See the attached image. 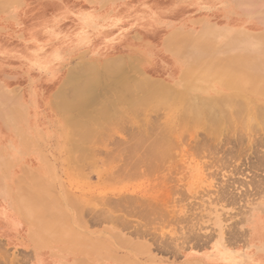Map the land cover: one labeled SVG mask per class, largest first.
Instances as JSON below:
<instances>
[{"label":"rangeland","instance_id":"rangeland-1","mask_svg":"<svg viewBox=\"0 0 264 264\" xmlns=\"http://www.w3.org/2000/svg\"><path fill=\"white\" fill-rule=\"evenodd\" d=\"M92 74L99 86L81 93ZM185 74L204 84L186 92L197 103L237 94L250 115L240 138L232 127L214 138L179 130L167 136L170 156L145 166L139 155L180 105L141 103L146 81L176 88ZM69 75L83 81L65 84ZM123 83L136 107L122 90L115 98ZM260 141L264 0H0V264H264ZM29 193L43 201L36 213Z\"/></svg>","mask_w":264,"mask_h":264},{"label":"bare ground","instance_id":"bare-ground-1","mask_svg":"<svg viewBox=\"0 0 264 264\" xmlns=\"http://www.w3.org/2000/svg\"><path fill=\"white\" fill-rule=\"evenodd\" d=\"M249 38V37H248ZM115 64V63H114ZM118 64V63H117ZM262 66V65H261ZM121 69H123V68H121ZM121 69H119V70H121ZM187 70H188V68H187ZM90 71H92V70H90V68H89V72ZM104 71H105V69H104ZM70 72V71H69ZM101 72H102V70H101ZM108 72V71H107ZM123 72V71H122ZM122 72H120V73H122ZM126 72V71H125ZM98 73V72H97ZM105 73V72H104ZM109 73V72H108ZM112 73V72H111ZM110 73V74H111ZM116 73V72H115ZM115 73H114V75H115ZM120 73H118V74H120ZM102 74V73H101ZM105 74H107V73H105ZM105 74H104V83H105V77L107 76L108 77V79H106V80H109L110 78H109V76L110 75H106L105 76ZM103 75V74H102ZM117 75V74H116ZM81 76V75H80ZM85 76V75H84ZM83 76V77H84ZM87 76H88V74H87ZM87 76H86V79H87ZM117 76H119V75H117ZM78 78H71V75H69V77H68V79L66 80V82H65V84L68 82L69 83V81L71 80V79H74V81H72V82H76V81H78V80H76V79H80L79 78V76H77ZM98 77H100L99 76V74L97 75V74H92V76H90L89 78H88V81L86 82L87 83V86H86V83H82V84H79V82L80 81H78L77 83L79 84V85H81V87L80 86H78V87H80V91H81V93L85 90H87V91H91L92 90V92H93V85H94V83H97L98 81L97 80H99L98 79ZM106 77V78H107ZM187 77V75L185 74L184 76H183V78L181 79V81H180V83H178V86L176 87V88H174V87H166V86H164V85H162V86H160V84L158 85L157 83H155V82H152V81H146V84H145V96H143V98H142V100H140L141 101V103H145V102H147L148 103V101H150V100H154L155 99V97L157 98V99H161V101H162V104H163V102H164V100H165V96L164 95H166V100H168V98H169V100H170V102H169V106H171L170 104H175V106L176 105H179V106H177L176 108L177 109H174L175 110V112H176V119H175V121H174V123L172 124L173 126L171 127L170 126V128H167V127H169V126H166V127H162V129H161V127H160V130L159 129H155V130H159V132L158 133H156L155 135H152V137L153 136H155L153 139H152V141H151V143H149V147L147 148V150H146V152H145V150L143 151V152H145V153H141L142 155L140 156L139 155V157L138 158H140L141 159V161H144L143 163H146L145 164V166L147 165V163L149 162H151V161H156L157 163H160L163 159H165V157L168 155L167 154V149H168V146H169V140H168V138H167V136H169V135H173V133H175V132H178L179 130V132H181L180 134L182 135V132H183V134L187 131V130H189V132H190V130L191 131H195L196 129L197 130H199V129H202V130H204L205 132H207L206 134H205V136L206 135H208V136H213V138L216 136V135H218L219 133H220V135H221V132L223 131V130H225V128H227V127H229V129H230V127H232V128H236L237 127V125H238V123H239V125H243L242 124V121H244V120H246L245 118H246V115H247V118H248V114L250 113V109H251V107H249L248 105H241L240 104V101H238L237 99H235V97H236V95L237 94H232V95H230V97L226 100V104H224L222 101H219V102H216V103H218V104H215V105H205V104H201V103H197L196 101L197 100H194V99H192V97H189L188 96V94L186 93L188 90H191V89H198V90H200V89H202V88H204V84H202V83H196V81H192L191 79L189 80V79H187L186 78ZM113 78V77H112ZM117 77H115V79H116ZM119 78V77H118ZM117 78V82H118V80L119 79H121V77L118 79ZM123 78V77H122ZM129 78V77H128ZM133 78V77H132ZM244 78V77H243ZM82 79V78H81ZM85 79V80H86ZM94 79H95V81H94ZM115 79H113V80H115ZM125 78H123V80H124ZM76 80V81H75ZM112 80V81H113ZM122 80V79H121ZM244 80V79H243ZM243 80L241 81V84H242V82H243ZM82 81H83V79H82ZM101 80H99V82H100ZM110 81V80H109ZM120 81V80H119ZM131 81H132V79H131ZM244 81H246V83H244V84H242V85H245V89H246V86L248 85V83H249V85H250V87H252V82L249 80V82H248V79H246L245 78V80ZM71 82V83H72ZM102 82V83H103ZM115 82V81H114ZM125 82V81H124ZM137 82V81H136ZM251 82V83H250ZM110 83V82H109ZM120 83H122V82H120ZM64 84V85H65ZM98 84V83H97ZM112 84H118V83H112L111 82V85ZM92 85V86H91ZM103 85V84H102ZM110 85V86H111ZM131 86V84H127V86ZM139 85H141V84H139ZM255 84H253V86H254ZM73 86H75L74 84H73ZM95 86V85H94ZM99 86V84L97 85V87ZM119 86H120V84H119ZM124 86H126V85H124V83L123 84H121V88L122 89H120V87H119V90H117L116 92H118V91H120V90H122L121 92H123V93H121V92H118L117 94V97H116V95H115V98H117V99H119L118 98V96H119V93H121L122 94V99L126 96V94H124L125 92H127L126 90H129V88L127 89V88H124ZM64 87V86H63ZM77 87V88H78ZM89 87V89H90V87H92V89H90V90H88V89H86V88H88ZM105 87H107V86H105ZM108 87H109V85H108ZM116 87V86H115ZM118 87V86H117ZM132 87V86H131ZM137 87V86H136ZM254 87H256V86H254ZM253 87V88H254ZM258 87V86H257ZM74 88V87H73ZM75 88H76V86H75ZM75 88H74V91H75ZM95 88L96 87H94V90H95ZM104 88V87H103ZM123 88H124V91H123ZM140 88V87H139ZM159 88V89H158ZM244 88V87H243ZM248 88V87H247ZM252 88V89H253ZM97 89V88H96ZM106 89V88H105ZM116 89V88H115ZM118 89V88H117ZM126 89V90H125ZM255 90L257 89V88H254ZM77 90V89H76ZM251 90V89H250ZM258 90V89H257ZM62 91V89L58 92V93H60ZM80 91H79V94L77 93V95L79 96L81 93H80ZM87 91L85 92V93H87ZM109 91V90H108ZM131 91H133V90H131ZM247 91V90H246ZM75 92H78V91H75ZM129 92L130 91H128V98H129ZM251 92V91H250ZM84 93V92H83ZM114 93H115V91H114ZM131 93V92H130ZM133 93V92H132ZM90 94V93H89ZM89 94H88V96L87 97H89ZM99 94V93H98ZM116 94V93H115ZM124 94V95H123ZM93 95V94H92ZM134 94H132V95H130V96H132V97H130V98H133V97H135V96H137V95H135V96H133ZM62 96H63V93H62ZM61 96V97H62ZM77 96V98H80L81 100H83L84 99V97H86V95L84 96V94L82 95H80V97H78ZM120 97V96H119ZM121 97H120V99H121ZM163 97H164V99H163ZM90 98V97H89ZM88 98V99H89ZM93 98V97H92ZM95 98V97H94ZM93 98V99H94ZM100 98V97H99ZM128 98L126 97V98H124V100L126 99L127 101H130V100H128ZM226 98H227V96H226ZM66 99V98H65ZM80 99L78 100V101H80ZM87 99V100H88ZM91 99V98H90ZM93 99H92V101H93ZM96 100H97V98H95ZM107 99V98H106ZM117 99L115 100V101H117ZM119 99V100H120ZM163 99V100H162ZM222 99V98H221ZM224 99V98H223ZM114 100V99H113ZM165 100V101H166ZM168 100V101H169ZM216 100V99H215ZM217 100H219V99H217ZM237 100V101H236ZM73 101V100H72ZM75 101H76V99H75ZM85 101V100H84ZM133 101V104L134 103H136V101H134V100H132ZM199 101V100H198ZM204 101V100H203ZM83 102V101H82ZM86 102V101H85ZM88 102V101H87ZM91 102V101H90ZM94 102V101H93ZM98 102V101H97ZM112 102V101H111ZM114 102V101H113ZM122 102V101H121ZM120 102V103H121ZM155 102V101H154ZM167 102V101H166ZM165 102V103H166ZM196 102V103H195ZM237 102H239V104L237 103ZM65 103V102H64ZM63 103V101L61 102H59V103H56L57 104V107H63L64 105H62V104H64ZM126 103H128V102H126ZM130 103H131V105H130ZM130 103H129V105L130 106H132V102L130 101ZM140 103V102H139ZM183 103H185V105L183 104ZM208 103H210V102H208ZM66 104H69V103H65V105ZM73 104V103H72ZM90 104V103H89ZM98 104H100V103H98ZM97 104V105H98ZM108 104H110V103H107V105ZM168 104V103H167ZM80 105V104H79ZM92 106H90V108H92L93 107V104H91ZM96 105V106H97ZM115 105V104H114ZM114 105H112V106H114ZM120 105V104H119ZM122 105H123V103H122ZM124 105H126V104H124ZM135 105V107L138 105V103H136V104H134ZM133 105V106H134ZM142 105H144V104H142ZM146 105H148V104H146ZM146 105H144V106H146ZM96 106H94V107H96ZM103 106H106L105 104H103ZM103 106H101L100 105V107H102L103 108ZM121 106V105H120ZM133 106H132V108H133ZM155 106V105H154ZM159 106V105H158ZM167 105H165V107H166ZM174 105L173 106H171L172 108H174L175 107ZM248 106V107H247ZM89 107V106H88ZM108 107V106H107ZM115 107V106H114ZM114 107H112L113 108V111H115V109H114ZM124 107V106H123ZM127 107V106H126ZM140 107V106H139ZM149 107V106H148ZM163 107V106H162ZM161 107V108H162ZM168 107V106H167ZM102 108H99V110L100 109H102ZM105 109H106V107H104ZM110 108V107H109ZM131 108V107H130ZM132 108H131V110H130V114H129V116H133V115H135V116H137V115H139V112H135V113H133L132 112V115H131V111H132ZM142 108H144L143 106H142ZM146 108V107H145ZM158 108V107H157ZM160 108V107H159ZM169 109H170V107H168ZM95 108H93V110H94ZM97 109V108H96ZM105 109H102V110H104L105 111ZM117 109V108H116ZM135 109V108H134ZM133 109V110H134ZM154 109V108H153ZM155 109H156V107H155ZM256 109V108H255ZM96 111V110H94V111H96V113L98 112H100V111ZM102 110H101V112H102ZM111 110V109H110ZM110 110H108L107 111V109H106V114H107V117H106V115H102L101 113H100V115L99 116H102L103 118H107V122H109V121H111L112 120V123L114 122V123H116V121L114 120L115 119V117L114 118H112L113 116H112V113H111V115H109L110 113ZM118 110H119V108H118ZM140 110H142L141 108H140ZM140 110H138V111H140ZM144 110V109H143ZM159 110V109H158ZM171 110V109H170ZM145 111V110H144ZM93 112V111H92ZM116 112V111H115ZM114 112V113H115ZM126 112V111H125ZM260 112V111H259ZM88 113V112H87ZM95 113V112H94ZM127 113V112H126ZM170 113H172L173 114V112H170ZM169 113V114H170ZM255 113V112H254ZM86 114V113H85ZM122 114V113H121ZM137 114V115H136ZM140 114H142V113H140ZM260 114H261V112H260ZM80 115V114H79ZM82 115V114H81ZM124 115H126L125 113L123 114V116ZM128 115V114H127ZM174 115V114H173ZM250 115V114H249ZM87 116V115H86ZM90 116H92V114L90 115ZM89 116V117H90ZM105 116V117H104ZM112 116V117H111ZM114 116H115V114H114ZM121 116V115H120ZM119 116V117H120ZM256 116H257V114H256ZM80 117V116H79ZM88 117V118H89ZM101 117V118H102ZM76 118V117H75ZM78 118V117H77ZM87 118V117H86ZM112 118V119H111ZM124 119V118H123ZM127 119V118H126ZM134 119V118H133ZM259 119V118H258ZM77 120V125H78V127L80 128V126H81V124L83 123H81V121H79L78 119H76ZM92 120L95 122V118H94V116L93 117H91V122H92ZM96 120H98V123L100 122L101 123V121H99V119H98V117H97V119ZM102 120V119H101ZM106 119H104V120H102V121H105ZM114 120V121H113ZM121 120H122V118H121ZM134 121V120H133ZM263 121V120H262ZM74 122L75 121H73L72 122V125H74L75 126V128L77 127V125L76 124H74ZM78 122H80V123H78ZM90 122V121H89ZM106 122V123H107ZM125 122V121H124ZM123 122V123H124ZM172 122V121H171ZM240 122H241V124H240ZM245 122V121H244ZM97 122H95V124H96ZM97 123V124H98ZM118 123V122H117ZM116 123V124H117ZM108 124V123H107ZM246 124V123H245ZM248 124V123H247ZM254 124H255V122H254ZM258 124V123H257ZM71 125V124H70ZM98 125H102V124H98ZM118 125V124H117ZM171 125V124H170ZM250 125H251V123H250ZM105 127L106 126V124H104V125H102V127ZM246 126H248V125H246ZM82 127H84V129H86L87 127H88V130H90L89 128H90V125L89 126H87V124H86V128H85V126L82 124ZM81 127V128H82ZM249 127V126H248ZM74 128V127H73ZM80 128V129H81ZM101 127L99 126V129L98 130H101V129H103V128H101ZM116 128V127H115ZM141 128V127H140ZM146 128V127H145ZM231 128V129H232ZM80 129H79V131H80ZM84 129L82 130V132L83 133H85V131H84ZM97 129V128H96ZM96 129H94V131L96 130ZM117 129V128H116ZM230 129V132L232 131L233 132V129L231 130ZM237 129V128H236ZM240 127H238V129L236 130V132L238 133L240 130H242V129H240ZM244 129V128H243ZM78 130V129H77ZM87 129H86V135H91V137H92V134H93V132H92V134H91V132L90 131H88ZM93 130V129H92ZM155 130H152V131H155ZM182 130V131H181ZM201 130V131H202ZM227 130V129H226ZM225 130V131H226ZM239 130V131H238ZM138 131V130H137ZM147 131V130H146ZM81 132V131H80ZM80 132H78V133H80ZM82 132H81V134H82ZM99 132V131H98ZM103 132V131H102ZM157 132V131H156ZM228 132H229V130H228ZM231 132V133H232ZM77 133V134H78ZM97 135H98V133L97 132H95ZM93 134V135H96V134ZM144 133V132H143ZM148 133V132H147ZM155 133V132H154ZM194 133V132H193ZM225 133V132H224ZM224 133H222V134H224ZM234 133H235V130H234ZM236 133V134H237ZM80 134V135H81ZM100 134L102 135V133L100 132ZM100 134H99V136H100ZM146 134V133H145ZM178 134V136L180 137L181 135H179V133H177ZM204 134V133H203ZM235 134V135H236ZM239 134L240 133H238L237 135V137L238 138H240V136H239ZM80 135H78L79 136V139H77L78 140V142L80 141V138L82 137V140H85L84 139V137L85 136H83V135H81V137H80ZM89 135V136H90ZM138 135H140V134H138ZM171 135V136H172ZM175 135V137H176V133L174 134ZM229 135V134H228ZM232 135H233V133H232ZM232 135H230V137L232 138ZM71 136V135H70ZM99 136H97V137H99ZM134 136H135V132H134ZM142 136V135H141ZM141 136H138L137 138L136 137H134L136 140L135 141H132V142H136L137 141V139L139 138H141ZM148 136H149V134H148ZM151 136V135H150ZM184 135H182V137H183ZM207 136V137H208ZM211 136H210V138H211ZM74 137V136H73ZM93 137H95L96 138V136H93ZM129 137V136H128ZM130 137H132L133 138V135L132 136H130ZM146 137H147V135H146ZM179 137H178V139H179ZM223 137V136H222ZM228 137V136H227ZM235 137V136H234ZM236 137V138H237ZM78 138V137H77ZM167 138V139H166ZM229 138V137H228ZM228 138H226V140L228 139ZM73 140H74V138H72ZM98 139V138H97ZM102 139V138H101ZM142 139H144V140H146L145 138H143V136H142V138H141V140H140V142L142 143L143 142V140ZM149 139H151V137L149 138ZM217 139V138H216ZM218 139H219V137H218ZM221 139V138H220ZM219 139V140H220ZM242 140L241 141H243V140H245V139H243V138H241ZM73 140H70V141H73ZM82 140L80 141V142H82ZM93 140V139H92ZM91 140V141H92ZM132 140H134V139H132ZM148 140V139H147ZM210 140V139H209ZM208 140V141H209ZM236 140V139H235ZM263 140V139H262ZM261 140V141H262ZM76 141V140H75ZM87 141H88V139H87ZM90 141V140H89ZM149 141V140H148ZM171 141V140H170ZM207 141V142H208ZM211 141V140H210ZM209 141V142H210ZM251 141V140H250ZM261 141H260V144H262V143H264V142H262L261 143ZM77 142V141H76ZM77 142V143H78ZM139 142V141H138ZM138 142H136V143H138ZM139 142V143H140ZM175 142V141H174ZM207 142H205V143H207ZM221 142V140L219 141V143ZM227 142H230V140L228 139L227 140ZM237 142V141H236ZM249 142V141H248ZM91 143V142H90ZM139 143H138V147H139ZM141 143H140V146H141ZM144 143H147L146 141H144L142 144H144ZM171 143V142H170ZM215 143L216 144H219L218 143V141L216 142L215 141ZM251 143V142H250ZM128 144V143H127ZM249 144V143H248ZM251 144H253V142L251 143ZM251 144H249V146L251 147ZM214 145V144H213ZM254 145V144H253ZM252 145V146H253ZM74 147L73 148H75V144L73 145ZM175 146V145H174ZM200 146V145H199ZM262 146V145H261ZM263 146H264V144H263ZM77 147H79L78 145H77ZM76 147V148H77ZM144 147V149L146 148L145 146H143ZM170 147V146H169ZM217 147V146H216ZM241 147V146H240ZM250 147H248V148H250ZM256 147V146H255ZM72 148V147H71ZM173 148V147H172ZM256 148H258V147H256ZM134 150L133 151H135V150H140V148L138 149H135V146H134V148H133ZM247 149V148H246ZM74 149H72V151H73ZM76 150V149H75ZM78 150H80V153H82L81 152V149L79 148ZM141 150H142V148H141ZM140 150V151H141ZM216 151V150H215ZM239 151V150H238ZM79 152V151H78ZM259 152V151H258ZM72 153V152H71ZM75 153V152H74ZM121 153V152H120ZM126 153V152H125ZM135 153V152H134ZM238 153V152H237ZM243 153V152H242ZM132 154H133V152H132ZM136 154V153H135ZM135 154H133V156L135 155ZM234 155V154H233ZM81 156V155H80ZM114 156V155H113ZM136 156V155H135ZM138 156V155H137ZM168 156H170V155H168ZM217 157V156H216ZM137 158V157H136ZM167 158V157H166ZM225 158V157H224ZM264 158V157H263ZM262 159V158H261ZM126 160V159H125ZM128 160V159H127ZM132 160V159H131ZM138 160V159H137ZM262 160H264V159H262ZM114 161V160H113ZM129 161V160H128ZM127 161V162H128ZM132 161H134L135 163H139V162H137V161H135V159H133ZM141 161H140V163H141ZM257 162V161H256ZM260 162V161H259ZM132 163V162H131ZM130 163V164H131ZM139 163V164H140ZM152 163V162H151ZM151 163H150V166H152L151 165ZM261 163V162H260ZM262 163H264V161L262 162ZM121 164V163H120ZM124 164H128V163H124ZM124 164H123V166H124ZM142 164V163H141ZM108 165V164H107ZM129 165V164H128ZM131 166V165H130ZM130 166H127V168L128 167H130ZM142 166V165H141ZM149 166V165H148ZM107 167V166H106ZM153 167V166H152ZM154 168V167H153ZM149 169H151L150 167H149ZM155 169V168H154ZM123 170H124V168H123ZM136 170V169H135ZM134 170V171H135ZM147 170V169H146ZM121 171V170H120ZM129 171V170H128ZM133 171V172H134ZM125 172V171H124ZM139 172V171H138ZM161 172V171H160ZM121 173V172H120ZM127 173H130V172H127ZM143 173H145V172H143ZM131 174H136V172H134V173H132V171H131ZM109 175V174H108ZM116 175V174H115ZM118 175V174H117ZM125 175V174H124ZM123 175V176H124ZM126 176H128V177H131V175L129 176V174L128 175H126ZM113 177H116V176H113ZM119 177V176H118ZM117 177V178H118ZM122 179V178H121ZM23 180V179H22ZM111 180H113V178L111 179ZM110 180V181H111ZM115 180V179H114ZM23 181H25V180H23ZM108 181V180H107ZM261 181V180H260ZM22 182V181H21ZM257 182V181H256ZM32 183H34V181H32ZM35 184V183H34ZM36 185V184H35ZM35 185H33L32 184V186H35ZM38 185V184H37ZM35 186V188L37 189V187L38 186ZM41 185V188H43V186H42V184H40ZM257 185V184H256ZM258 187V186H257ZM32 188V187H31ZM25 188H23V190H24ZM43 190V189H42ZM26 191H27V189H26ZM26 193V192H25ZM35 193H36V191H35ZM30 194V196L27 198L28 199V204H27V207H28V210H30V211H33V213H36L37 211H38V208L40 207V205H42L43 203V201H41V203H39V201L37 200V197L36 196H38V194H36V195H34V193L33 194H31V193H29ZM28 194V195H29ZM223 194V193H222ZM226 194H227V192H226ZM26 195V194H25ZM35 196V197H34ZM222 197V196H221ZM220 197V198H221ZM147 198V197H146ZM76 199V198H75ZM107 199H109V198H107ZM152 200V199H151ZM106 201V200H105ZM113 201V200H112ZM130 202V201H129ZM233 202V201H232ZM47 203V202H46ZM106 203H108V201L106 202ZM134 203V202H133ZM149 203H150V201H149ZM151 203H153V202H151ZM247 203V202H246ZM45 204V203H44ZM48 204V203H47ZM109 204V203H108ZM114 204V203H113ZM155 204V203H154ZM153 204V205H154ZM225 204V203H224ZM50 205V204H49ZM149 205V204H148ZM109 206V205H108ZM122 206V205H121ZM121 206H119V207H121ZM132 207V206H131ZM146 208V207H145ZM148 208V207H147ZM143 209V208H142ZM149 209V208H148ZM81 210V209H80ZM108 210V209H107ZM111 210V209H110ZM27 211V210H26ZM136 211V210H135ZM146 211V210H145ZM40 212V211H39ZM38 212V213H39ZM137 212V211H136ZM148 212H149V210H148ZM152 212V211H151ZM24 213H25V211H24ZM108 213V212H107ZM150 214V213H149ZM106 217V216H105ZM63 218V217H62ZM65 218V217H64ZM63 218V219H64ZM110 218V217H109ZM111 219V218H110ZM109 220V219H108ZM120 221V220H119ZM121 222V221H120ZM51 224V223H50ZM44 225V224H43ZM125 225V224H124ZM54 225H52V228H56V227H53ZM51 228V227H50ZM52 228H51V231H53L52 230ZM190 232V231H189ZM195 233V232H194ZM143 235V234H142Z\"/></svg>","mask_w":264,"mask_h":264},{"label":"crops","instance_id":"crops-1","mask_svg":"<svg viewBox=\"0 0 264 264\" xmlns=\"http://www.w3.org/2000/svg\"><path fill=\"white\" fill-rule=\"evenodd\" d=\"M107 68H108V64H107ZM72 128V127H71ZM73 130V129H72ZM75 130V129H74ZM77 131H79V130H77Z\"/></svg>","mask_w":264,"mask_h":264}]
</instances>
